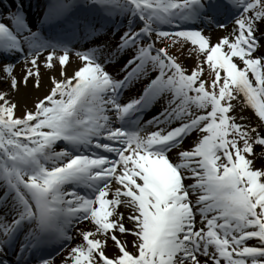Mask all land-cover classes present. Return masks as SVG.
<instances>
[{
  "label": "snow or ice",
  "instance_id": "1",
  "mask_svg": "<svg viewBox=\"0 0 264 264\" xmlns=\"http://www.w3.org/2000/svg\"><path fill=\"white\" fill-rule=\"evenodd\" d=\"M29 7L0 0V264H264V0Z\"/></svg>",
  "mask_w": 264,
  "mask_h": 264
},
{
  "label": "bare ground",
  "instance_id": "2",
  "mask_svg": "<svg viewBox=\"0 0 264 264\" xmlns=\"http://www.w3.org/2000/svg\"><path fill=\"white\" fill-rule=\"evenodd\" d=\"M223 34H224V33H223ZM218 35H222V34H218ZM212 36H213V35H212ZM216 36H217V35L215 34L213 38L215 39ZM45 87H47L46 84H45Z\"/></svg>",
  "mask_w": 264,
  "mask_h": 264
},
{
  "label": "rangeland",
  "instance_id": "3",
  "mask_svg": "<svg viewBox=\"0 0 264 264\" xmlns=\"http://www.w3.org/2000/svg\"><path fill=\"white\" fill-rule=\"evenodd\" d=\"M20 71H21V69L19 68V69H17V75H18V73H19V75H20Z\"/></svg>",
  "mask_w": 264,
  "mask_h": 264
}]
</instances>
